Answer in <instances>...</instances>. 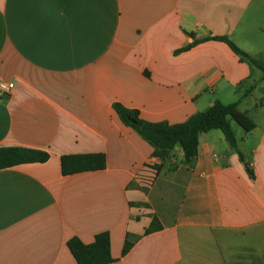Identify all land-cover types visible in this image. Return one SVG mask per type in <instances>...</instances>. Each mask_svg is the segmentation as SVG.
<instances>
[{
    "label": "crops",
    "instance_id": "1",
    "mask_svg": "<svg viewBox=\"0 0 264 264\" xmlns=\"http://www.w3.org/2000/svg\"><path fill=\"white\" fill-rule=\"evenodd\" d=\"M215 37L263 70L218 41L178 53ZM263 51L264 0H0V81L14 85L0 94V148L50 156L0 170V264H77L68 242L103 233L112 264H264ZM216 101L255 129L232 124L238 151L201 134L191 165L180 146L155 157L113 109L176 125ZM92 154L105 170L62 174V157ZM146 165L150 189L134 181Z\"/></svg>",
    "mask_w": 264,
    "mask_h": 264
},
{
    "label": "trees",
    "instance_id": "2",
    "mask_svg": "<svg viewBox=\"0 0 264 264\" xmlns=\"http://www.w3.org/2000/svg\"><path fill=\"white\" fill-rule=\"evenodd\" d=\"M194 36V35H191ZM205 41H218L225 43L242 60H248L253 65L263 70V64L242 51L227 37H215L207 40H196L192 45L178 51L184 52ZM113 109L118 115L121 123L134 130L144 141L154 149V156L167 159L170 153L180 146L184 152L185 163L193 164L198 156L199 137L203 133L214 130L221 131L229 145L238 151L237 138L232 129V122L237 123L245 132L255 129V124L248 118L247 114L238 109V103L224 105L216 101L211 108L202 113H197L181 124L170 125L166 122L150 123L140 117V112L128 109L116 103ZM240 159L245 163L243 156L239 153ZM50 156L42 151L27 148H0V170L16 167L23 164L46 163ZM107 166L104 154L92 155H71L61 159L62 174L73 176L86 172L105 170ZM250 178L255 175L252 168L245 164ZM161 226L154 220L147 234L160 230ZM131 244L126 243L123 255L131 250ZM68 248L75 258L77 264H112L115 262L111 254V239L108 233H103L95 238L92 245H85L78 238L68 242Z\"/></svg>",
    "mask_w": 264,
    "mask_h": 264
},
{
    "label": "built area",
    "instance_id": "3",
    "mask_svg": "<svg viewBox=\"0 0 264 264\" xmlns=\"http://www.w3.org/2000/svg\"><path fill=\"white\" fill-rule=\"evenodd\" d=\"M14 85L12 83H6L0 81V94H8L12 91ZM158 179V171L152 165H146L135 176L134 181L141 188H152Z\"/></svg>",
    "mask_w": 264,
    "mask_h": 264
},
{
    "label": "rangeland",
    "instance_id": "4",
    "mask_svg": "<svg viewBox=\"0 0 264 264\" xmlns=\"http://www.w3.org/2000/svg\"><path fill=\"white\" fill-rule=\"evenodd\" d=\"M264 52V51H263ZM262 75V74H261ZM263 76V75H262ZM262 87L264 88V82L262 83ZM257 93V92H256ZM259 93V95H263L264 96V91H263V93H261V91H259L258 92ZM258 97H259V95L258 94H256ZM256 96V97H257ZM263 96H262V98H263ZM256 100V98H254V99H252V98H250V99H248V101H255ZM256 121H258L257 119H256ZM232 124H233V127H238V124L237 123H235L234 121L232 122ZM237 129V128H236Z\"/></svg>",
    "mask_w": 264,
    "mask_h": 264
}]
</instances>
